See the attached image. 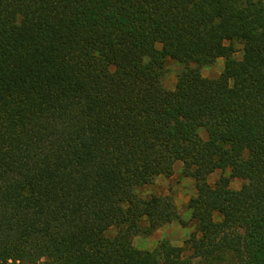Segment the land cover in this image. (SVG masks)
<instances>
[{
    "label": "trees",
    "instance_id": "trees-1",
    "mask_svg": "<svg viewBox=\"0 0 264 264\" xmlns=\"http://www.w3.org/2000/svg\"><path fill=\"white\" fill-rule=\"evenodd\" d=\"M0 264H264V0H0Z\"/></svg>",
    "mask_w": 264,
    "mask_h": 264
},
{
    "label": "rangeland",
    "instance_id": "rangeland-1",
    "mask_svg": "<svg viewBox=\"0 0 264 264\" xmlns=\"http://www.w3.org/2000/svg\"><path fill=\"white\" fill-rule=\"evenodd\" d=\"M241 55L236 54L235 59H240ZM224 60L218 59L213 65L201 69V75L204 78H216L223 70ZM182 70V66L173 60H167L165 63V75L163 85L166 89L174 88L177 76ZM221 172L217 171L210 175L208 182L212 185L221 176ZM242 185V181L233 179L230 187L238 190ZM141 195L157 194L169 195L173 198L178 210L179 218L182 222H174L169 225L159 227L152 234L138 235L131 239V244L138 250L152 251L160 243L168 242L172 246L182 247L187 241L190 233L194 230L193 223L190 221V212L188 210V202L195 195V185L191 178L183 175V167L180 162L175 163L173 173L170 177H158L153 185L143 188L139 191ZM116 234L115 229H109L106 233L108 237Z\"/></svg>",
    "mask_w": 264,
    "mask_h": 264
}]
</instances>
